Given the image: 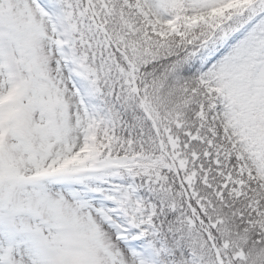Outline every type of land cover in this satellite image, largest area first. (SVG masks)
I'll return each mask as SVG.
<instances>
[{"label": "snow or ice", "instance_id": "1", "mask_svg": "<svg viewBox=\"0 0 264 264\" xmlns=\"http://www.w3.org/2000/svg\"><path fill=\"white\" fill-rule=\"evenodd\" d=\"M0 264H264V0H0Z\"/></svg>", "mask_w": 264, "mask_h": 264}]
</instances>
